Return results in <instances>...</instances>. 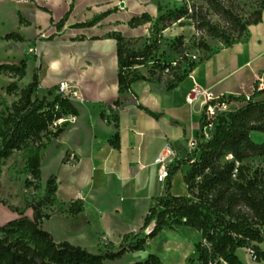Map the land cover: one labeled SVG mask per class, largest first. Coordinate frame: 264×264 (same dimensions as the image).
<instances>
[{"label":"trees","instance_id":"1","mask_svg":"<svg viewBox=\"0 0 264 264\" xmlns=\"http://www.w3.org/2000/svg\"><path fill=\"white\" fill-rule=\"evenodd\" d=\"M247 2L249 4L241 0H197L158 19L157 23L165 26L172 20L190 22L199 36L196 48L204 54L197 61L191 59L182 38L172 47L178 60L171 63L158 55L159 41H147L141 49H135L132 38L122 32L108 34L117 45L119 94L130 93L133 85L139 82L163 84L168 92L176 89L198 65L209 59L212 49L207 39L231 47L247 34L250 27L262 23L264 0ZM107 16L103 14L86 23L85 27H94ZM19 21L24 23L21 16ZM65 21L66 17L58 23V31L64 28ZM150 22L151 18L143 14L140 18L133 17L129 24L137 28ZM1 39L25 42L18 33L7 34ZM40 71V67L35 69L32 82L21 90L16 83L7 87L9 95L19 91L18 100L0 113V163L10 159L15 152L29 149L27 170L30 179L26 187L35 191L41 182L42 151L63 135L68 127L67 119L79 115L70 97L54 95L56 88L48 90L43 98L35 96L41 86ZM26 75L25 60L20 64H0V76L22 80ZM232 103L241 106L231 111L223 110ZM121 104L117 100L113 107ZM214 105L218 107L214 115L202 113L194 151L185 161L170 167L165 195L155 199V206L149 210L140 233L124 235L119 246L106 241L104 251L98 253L69 242L57 243L42 227L44 221L50 219L47 208L55 203L58 191L57 178L51 176L43 197L27 203L24 209L8 206L18 217L0 226V264L116 263L129 254L145 251L147 244L163 231H176L179 227L193 229L201 236L195 245L194 264H243L238 256L241 249L250 251L255 262L264 261L261 249L264 244V167L244 164L250 159L264 157V143H256L251 138L253 133L264 135V90L255 88L250 96H222ZM101 117L104 119V114ZM114 128L116 133L110 143L119 149L117 119H114ZM206 129L214 130L209 138L204 135ZM183 164L190 165L183 177L188 196H174L171 192L173 178ZM28 210L31 217L26 215ZM84 211V203L79 200L70 204L67 213L76 218ZM151 226V230L143 235L142 232ZM127 264L165 263L159 256L151 254L145 261Z\"/></svg>","mask_w":264,"mask_h":264},{"label":"crops","instance_id":"2","mask_svg":"<svg viewBox=\"0 0 264 264\" xmlns=\"http://www.w3.org/2000/svg\"><path fill=\"white\" fill-rule=\"evenodd\" d=\"M28 2L0 0V64H18L13 53L8 54V49L19 45L22 55L27 49L32 53L35 51L34 54L43 60L45 66L40 71V88L43 86L44 76H49L50 84L44 87L45 91L57 86L58 81L68 82L76 91L77 98L72 103L79 115L66 120L68 127L65 132L59 139L53 140L48 148L54 145L61 151L59 170L52 175L56 176L58 182L55 199L64 205L66 211L71 203L79 200L85 206V211L76 218H52L45 221L42 227L52 234L57 243L69 242L80 246L84 242L93 243L94 238L100 236L119 246L124 235L141 232L149 210L155 206V199L165 195L167 180L158 181L159 166L156 164L163 148L168 143L173 145L178 156L175 161L177 164L185 161L197 145L203 104L199 99L194 105H189L187 98L190 92L199 87L211 91L216 97L247 95L256 80L255 55H258L257 58L264 55V31L255 33L261 40V43L257 41L255 53L235 57L233 50L236 47L215 52L171 92L163 84L139 82L133 85L130 93L121 96L117 85L116 42L108 36L90 41L86 36L88 33L83 41L74 42L68 36L73 35L77 29H41L36 19L30 21L25 15L23 9ZM6 4H13L15 8L14 30L9 29L8 20L2 11V6ZM40 12L46 14L51 22V14ZM30 14L37 16L35 12ZM19 16L22 17L23 24H20ZM54 16L53 14V18ZM30 22L31 27L28 26ZM85 30L89 32L91 29ZM118 30L110 32H123ZM10 33L20 34L25 42L1 39ZM53 35V40L47 42ZM31 46L34 51L30 50ZM49 47L52 48L50 52ZM23 60L27 59H21ZM117 100L122 104L113 107ZM147 111L158 118L152 117ZM114 119H117L119 125V149H115L110 143L116 133ZM256 138V143H264L263 134L256 135ZM48 148L41 164H44ZM189 167V164H183L175 174L171 190L174 196H188L183 177ZM129 199L141 200L144 203L143 211L131 212L126 205ZM11 216L0 226L18 217L16 214ZM138 219L141 221L140 225L132 226ZM52 221L67 224V237H62L47 227V223ZM151 228L152 226L142 234L146 235ZM183 230V227H179L176 231L193 233L195 238L199 235L193 229ZM176 231L165 230L151 240L144 252L136 253L139 256L141 254L139 261H145L149 255L154 254L165 264L168 261L172 264H185V260L176 252L171 260H167L163 252L164 247L170 248V238H177V235L174 236ZM159 240V247L152 249ZM200 240L201 236L194 245ZM179 241L182 248L184 242ZM261 249L264 251V245H261ZM238 256L243 264H264V261L255 262L247 249L239 250Z\"/></svg>","mask_w":264,"mask_h":264},{"label":"rangeland","instance_id":"3","mask_svg":"<svg viewBox=\"0 0 264 264\" xmlns=\"http://www.w3.org/2000/svg\"><path fill=\"white\" fill-rule=\"evenodd\" d=\"M37 1V0H35ZM28 2L25 3V15L30 19V21L36 19L39 23L41 29H57L58 23L66 17L65 27L63 29H77L73 35L68 36L71 41L81 42L86 36H88L90 41L97 39H104L110 34V31L119 29L118 31H123L128 38H132L133 48L141 49L147 41L155 42L159 41V52L158 55L162 56L163 59H166L168 62L174 63L178 60V56L173 51L172 47L177 43L179 38L183 39V43L186 44L188 48V53L193 61H197L200 57H203L204 54L197 50V40L199 36L196 34L193 26L189 21L181 20L175 21L172 20V23L168 25H163L157 23L158 19L162 16L168 15L170 12L182 9L186 4L190 6L194 1L197 0H38V2ZM243 3H248L247 0H241ZM249 4V3H248ZM2 11L5 14L6 19L8 20L9 29L15 27V8L13 4H6L2 6ZM40 11H47V13L52 15V21L48 20V16ZM31 12L37 13V16L30 14ZM53 14L55 15L53 18ZM103 14H108L107 17L102 19L94 27H85L86 23L93 21L94 19L100 17ZM143 14L148 15L151 18L150 23L142 24L137 28H132L129 24L130 20L133 17H142ZM28 26H32V23H28ZM85 29H91L89 32ZM132 29H136L135 31ZM256 29V30H254ZM17 31V30H16ZM264 31V17L262 23L257 26L250 27L247 34L239 41L235 42L231 47L234 48L235 57H246L250 56L252 53H255L257 47V41L261 43V40L258 39L255 33ZM19 32V31H18ZM20 33V32H19ZM88 33L86 36L85 34ZM25 34V33H24ZM27 34V33H26ZM28 35V34H27ZM55 36L49 37L46 41H52ZM207 43L212 49L211 55L215 52H218L222 49L228 48L227 46L221 44L217 40L207 39ZM245 44V45H244ZM242 45V46H240ZM263 45V44H262ZM24 46V45H21ZM238 47V48H237ZM32 46L30 47V50ZM22 48L17 45L8 49V54L15 56V60L20 64L21 59H27V75L24 79L20 80L18 78H11L9 76H0V113L11 108L12 104L18 100V93L7 94V87L16 83L18 90L25 88L32 81L34 70L37 68L44 69L43 60L39 56L35 55V51L32 53L25 50L23 55L21 54ZM52 48L49 47V52ZM28 54L30 57H28ZM258 55H255V82L253 88L247 93V96H250L255 88L264 89V55L257 58ZM257 58V59H256ZM30 61V63H28ZM258 76V77H257ZM50 84L49 76H44V82L42 88L35 94L38 98H43L47 96L49 89L45 91L44 87ZM58 81L57 86L53 87L57 90L54 95L58 94ZM45 91V92H44ZM52 100V97H49ZM241 105L232 103L231 105H226L224 111H231L238 109ZM62 123H60L61 125ZM214 130L210 132L213 134ZM209 131L205 130L204 135H208ZM255 133L252 135L254 141H257ZM53 142V141H52ZM51 145V144H50ZM49 146V145H48ZM48 148V147H47ZM46 148V149H47ZM46 149L42 151V157L45 155ZM29 149L15 152L13 156L0 163V225L5 223L8 217L14 215L9 209L8 206L17 207L19 209H24L27 203L32 202L35 199H39L45 195V189L48 179L56 174L59 170L61 151L57 146H51L47 150V154L44 158V164H41V182L38 190L33 188H27L26 182L30 179L27 170V158H28ZM245 165H250L252 167H264V157L254 158L246 161ZM126 205L129 206L131 212L140 213L143 211L144 203H141V200H127ZM47 212L52 218H67L71 216L68 215L67 211L64 210V205L59 201L55 200V203L52 206L47 208ZM17 215V214H16ZM27 216L32 215L31 211L26 212ZM49 219V220H50ZM47 221V220H45ZM44 221V222H45ZM140 220L134 221L132 226L140 225ZM67 224L56 221L47 223V227L53 229L56 234L67 237V232L65 226ZM181 228V227H180ZM183 231H192L187 227H183ZM177 235V238H170L169 247H164L165 256L167 260H171L174 257V252L178 254L179 257H182L185 260V264H194L193 259L195 258L196 251L194 249V244L197 242L199 235L193 237V233L189 232H178L174 233V236ZM195 236V235H194ZM92 241L84 242L80 247L85 246L88 248L91 253H98L104 251V242H106L100 236L94 238ZM169 240V239H168ZM184 242V246L180 248V241ZM161 240L157 241L152 249L159 247ZM166 242V240H164ZM264 245V244H263ZM167 250V251H166ZM169 250L171 253V258ZM163 251V252H164ZM144 252V251H143ZM173 254V255H172ZM141 257L136 253L129 254L124 257L120 262L108 263V264H127L129 262H139ZM172 264L171 261H168L167 264Z\"/></svg>","mask_w":264,"mask_h":264},{"label":"built area","instance_id":"4","mask_svg":"<svg viewBox=\"0 0 264 264\" xmlns=\"http://www.w3.org/2000/svg\"><path fill=\"white\" fill-rule=\"evenodd\" d=\"M259 90H264L263 87ZM58 94L62 95L64 97H70L71 100L77 98V93L75 90H73L68 82H61L58 85ZM222 97V96H221ZM220 97H216L211 91L209 90H203L199 87H196L193 89V91L190 92L187 98V103L189 105H194L199 99L202 100L203 104V111H206V114L208 116L214 115L217 111L218 107L214 105V103L219 99ZM225 107V106H224ZM224 110V108H223ZM209 131L208 135H206V138H209L210 136V129H206ZM192 148V147H191ZM178 156L173 148V145L168 143L160 153L158 159H157V165L159 166V172H158V181L159 182H165L168 178V172L171 166L175 164V161L177 160ZM249 252V255L251 256V252Z\"/></svg>","mask_w":264,"mask_h":264},{"label":"bare ground","instance_id":"5","mask_svg":"<svg viewBox=\"0 0 264 264\" xmlns=\"http://www.w3.org/2000/svg\"><path fill=\"white\" fill-rule=\"evenodd\" d=\"M199 235H200V234H199ZM163 251H164V250H163ZM166 251H167V250H166ZM171 251H172V250H171ZM171 251L169 250V253H170V254H168V255H170V258H171V253H172ZM164 252H165V251H164ZM172 255H173V254H172ZM164 257H165V256H164ZM167 258H168V257H167ZM167 258H166V259H167ZM169 264H170V263H169Z\"/></svg>","mask_w":264,"mask_h":264}]
</instances>
